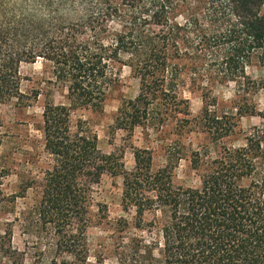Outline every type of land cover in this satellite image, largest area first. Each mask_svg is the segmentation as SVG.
<instances>
[{
	"label": "trees",
	"instance_id": "1",
	"mask_svg": "<svg viewBox=\"0 0 264 264\" xmlns=\"http://www.w3.org/2000/svg\"><path fill=\"white\" fill-rule=\"evenodd\" d=\"M38 58L51 62L69 104L49 99L43 106L53 163L36 183L32 212L39 224L52 225L56 241L30 264H64L60 254L88 264L95 186L106 171L123 176L122 205L131 215L114 225L111 264H264V111L253 101L236 112L262 117L245 143L205 161L201 152L192 157L191 166L202 171L198 185L176 184L172 162L156 168L149 148L134 147L135 167L126 170L122 151L102 155L89 127L74 128L71 119L75 109H101L125 65L139 77V93L122 102L114 128L130 137L137 127L159 130L172 117L190 124L180 90L196 84L203 70L264 94V77L249 72L254 63L264 67V0H18L0 8V104L24 100L20 67ZM209 92H202L199 120L220 140L233 133L236 114H220ZM7 174L1 165L0 207L33 188L7 196ZM12 235L0 233V264L25 258ZM106 259L99 251L95 264Z\"/></svg>",
	"mask_w": 264,
	"mask_h": 264
},
{
	"label": "rangeland",
	"instance_id": "2",
	"mask_svg": "<svg viewBox=\"0 0 264 264\" xmlns=\"http://www.w3.org/2000/svg\"><path fill=\"white\" fill-rule=\"evenodd\" d=\"M16 1L0 0V8H10ZM177 19L184 22L182 16ZM249 72L254 78L264 77V67L257 63L252 64ZM20 73L24 100L12 99L0 104V166L5 167L8 173L3 185L7 196L20 195L22 189L30 183L33 188L28 189L24 197L18 196L14 202L6 199L1 204L0 233L6 229L12 230L14 245L26 252L20 264H30L39 250L46 253L48 243L53 247L56 241L52 225L39 224L32 212L40 196V188L36 187V183L42 181L44 171L53 163L44 146L43 106L49 99L56 104H69V99L67 88L54 76L51 62L43 58L24 62ZM139 87V77L130 66L125 65L121 69L118 84L109 93L101 109L78 108L73 110L71 118L74 128L80 122L89 127L102 155L122 151L126 170L135 167L134 147L149 148L153 151V166L156 168L172 162L176 184L198 185L202 171L191 166L192 157L197 152H201L205 161L215 156L224 146L242 145L252 128L262 122L258 113L242 116L236 114L241 105L251 101L259 113L264 111L262 91L246 93L236 82L225 79L214 70H203L196 84L189 82L180 90L182 97L188 99L190 104V115L187 116L191 119L190 124L182 126L178 117H172L159 130L137 127L130 137L123 130H116L114 122L122 102L135 98ZM203 87L210 91V100L216 104L220 114H236V126L230 136L216 140L200 124L199 119L206 104L202 96ZM36 93L39 95L34 99ZM95 190L91 224L86 236L90 246L88 264H95L96 255L102 250L106 252V263L111 264L114 262L111 238L114 225L120 217L131 216L122 205L123 176L106 171ZM99 205L103 206L104 212H99ZM58 259L64 264L76 263L69 254H60Z\"/></svg>",
	"mask_w": 264,
	"mask_h": 264
}]
</instances>
